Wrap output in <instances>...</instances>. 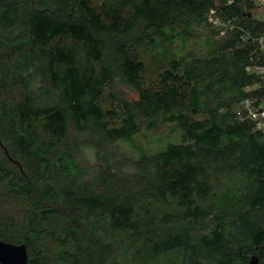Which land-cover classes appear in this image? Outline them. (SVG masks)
<instances>
[{"label": "trees", "instance_id": "trees-1", "mask_svg": "<svg viewBox=\"0 0 264 264\" xmlns=\"http://www.w3.org/2000/svg\"><path fill=\"white\" fill-rule=\"evenodd\" d=\"M258 7L0 0V239L28 264H264V130L236 112L264 97ZM160 125L180 142L136 143Z\"/></svg>", "mask_w": 264, "mask_h": 264}, {"label": "rangeland", "instance_id": "rangeland-1", "mask_svg": "<svg viewBox=\"0 0 264 264\" xmlns=\"http://www.w3.org/2000/svg\"><path fill=\"white\" fill-rule=\"evenodd\" d=\"M257 5L259 6L258 9H256L252 15L258 19L259 18L262 19L264 16V0H257ZM211 31L212 30L208 28L207 26H205V24L196 28L195 34H197L198 36L194 37L191 40V42L188 44V50H193L198 53H202L204 51V48L206 47L207 41L212 40ZM180 45L181 43H178L176 49H179ZM146 61L147 63H150L149 58H147ZM260 87L261 86H257L256 89ZM239 109L240 108L238 106L237 111ZM181 136H182V131L176 126L160 125L158 129L154 131L153 130L143 131L141 134L135 137V141L140 147H144L150 152L155 153L161 149L162 150L166 149L168 146V143L170 142H180ZM115 147H116V150L120 154H124L125 156H128L129 158L137 157V155L133 153L128 143L119 142L115 145ZM86 152L89 158L88 160L89 163L93 166H96L98 164V160L96 156L94 155L93 151L91 149H87Z\"/></svg>", "mask_w": 264, "mask_h": 264}, {"label": "built area", "instance_id": "built-area-1", "mask_svg": "<svg viewBox=\"0 0 264 264\" xmlns=\"http://www.w3.org/2000/svg\"><path fill=\"white\" fill-rule=\"evenodd\" d=\"M257 2V0H255ZM212 15L210 17L211 22L216 25H222V21L216 17V12L212 11ZM264 21V16H263ZM228 25V24H227ZM234 28V26H231ZM225 33V32H223ZM253 39L255 42L259 43L261 49L264 52V34L258 37H253L248 34V37L245 39ZM248 71L255 72L258 75H261L264 78V65L256 64L254 67H248ZM239 110L236 111L238 117L242 120H252L256 123V129L264 130V97L263 98H247L240 105Z\"/></svg>", "mask_w": 264, "mask_h": 264}, {"label": "water", "instance_id": "water-1", "mask_svg": "<svg viewBox=\"0 0 264 264\" xmlns=\"http://www.w3.org/2000/svg\"><path fill=\"white\" fill-rule=\"evenodd\" d=\"M1 264H28L29 253L26 244H13L0 239ZM251 264H258L259 258L252 257Z\"/></svg>", "mask_w": 264, "mask_h": 264}]
</instances>
